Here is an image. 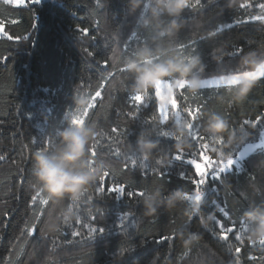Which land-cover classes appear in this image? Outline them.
Here are the masks:
<instances>
[{
    "label": "trees",
    "instance_id": "obj_1",
    "mask_svg": "<svg viewBox=\"0 0 264 264\" xmlns=\"http://www.w3.org/2000/svg\"><path fill=\"white\" fill-rule=\"evenodd\" d=\"M261 4L264 0H237L230 7L229 0H200L196 8L186 10V26L159 43L179 52L182 43L194 47L196 51L184 50L183 54L203 58L204 79L226 75L229 69L238 68L243 54L264 51V21L252 19L264 15ZM0 27V155L5 157L0 161V264H264V245L252 244L247 233L242 236L243 245L235 239L243 231L240 221L245 210L264 203V148L250 153L218 179L213 178L216 163H212L221 161V151L234 158L243 147L260 140V124L243 122L259 118L264 123V78L258 79L241 103H233L226 86L202 88L195 95L187 87L176 89L178 107L170 109L168 121L161 123L155 90H149L137 112L129 100L136 94L131 91L133 77L118 70L143 45L155 47L151 30L139 29L135 18L127 15L126 0H41L39 4L0 0ZM78 27L89 29V35L82 36ZM236 49L241 50L238 57L227 55ZM109 73L115 79L105 85L102 99L97 98L85 117V123L94 124L101 134L95 139L101 146L93 159L109 172L105 192L96 191L99 180L75 204L67 199L49 201L37 234L26 235V226L34 219L31 196L41 189L33 175V152L54 140L65 122L85 108L77 100L86 96L90 101ZM185 107L201 108L195 121L183 111ZM173 111H180L181 118L197 128V138L189 136L190 146L183 151L174 148L176 139L157 137V132H167L175 121ZM211 112L223 115L234 130L243 126L250 135L243 143L225 147L205 130ZM112 128L118 134L111 133ZM142 131L152 132V138L160 141L144 162L146 168L140 159L135 166L131 164L133 158L142 157L134 150ZM175 155L182 159L174 160ZM204 155L208 165L202 164ZM191 159L207 167L206 182L200 185L203 219L198 216L189 221L185 203L161 206L155 215H145L143 200L148 192L159 189L165 198L174 189L195 194L193 181L200 177L187 163ZM114 184L125 185L124 195L116 198L107 191ZM69 207L75 217L65 223ZM220 207L228 211L227 217ZM208 214L215 219L208 221ZM124 215L127 220H122ZM50 217L59 223L55 232L47 230ZM217 221L225 227L235 222L236 232L229 233L228 241L219 238ZM90 227L104 232L89 236ZM180 229L185 234L198 233L200 239L186 248L177 234ZM77 231L80 235L74 236ZM236 247H241L239 253Z\"/></svg>",
    "mask_w": 264,
    "mask_h": 264
},
{
    "label": "clouds",
    "instance_id": "obj_2",
    "mask_svg": "<svg viewBox=\"0 0 264 264\" xmlns=\"http://www.w3.org/2000/svg\"><path fill=\"white\" fill-rule=\"evenodd\" d=\"M193 0H126L127 15L135 18L139 29L151 30L153 47L145 44L135 54L124 61V68L133 77L131 91L133 93L149 94L150 89H156L164 81H172L173 87L166 89L161 99V107H165L181 83L187 89L197 94L203 88L206 65L199 54L184 55L174 48H165L159 43L164 38L176 36L185 26V12ZM237 0H229V6H235ZM229 55V53H227ZM222 59V57H221ZM238 69L241 72L253 73V76H237L232 80L223 81L232 84L228 89L233 103L243 102L256 87V76L264 71V51L252 50L240 57ZM86 96H81L77 103L86 107L89 104ZM189 121L175 119L168 129L170 136L176 137L174 148L183 151L189 147ZM206 132L218 141L223 140L225 147L243 143L248 138L245 131L234 130L228 119L223 115L211 112L207 115ZM100 133L94 124H73L69 119L54 138L52 147L46 150L37 149L32 154V169L36 185H38L53 203L65 199L73 204L81 201L86 193L92 190L105 173V166L95 162L90 155V143ZM153 133L142 131L137 137L134 150L142 157H150L159 148L160 141L152 138ZM217 151V149H213ZM223 153V151H221ZM225 156V153H223ZM158 163H164L160 161ZM185 203V215L190 221L194 217H203V200L199 197L189 199L183 189H174L167 197H163L159 189L148 192L144 196L143 210L147 216L155 215L161 206L174 207ZM75 217L72 207L64 213V222L69 223ZM208 221L214 220V214H208ZM248 224L247 239L250 242L264 241V203L253 204L242 217ZM49 232L59 229L58 221L50 217L46 223ZM178 236L184 246L191 247L199 239L198 233L178 230Z\"/></svg>",
    "mask_w": 264,
    "mask_h": 264
},
{
    "label": "snow or ice",
    "instance_id": "obj_3",
    "mask_svg": "<svg viewBox=\"0 0 264 264\" xmlns=\"http://www.w3.org/2000/svg\"><path fill=\"white\" fill-rule=\"evenodd\" d=\"M8 2L17 3L16 0H8ZM40 2H41V0H32V3H34V4H39ZM199 3H200V0H195V3H192L190 5L189 9L196 8V6ZM260 8H261V11L264 12V4H261ZM252 19L253 20H259V21H264V15H257V16L252 17ZM230 26L231 25H229V27ZM220 30H222V28L221 29H217V31H220ZM76 31L79 32L82 36L89 35V29H87V28H79L78 27L76 29ZM132 35L136 36V33L133 32ZM210 35L214 36V35H216V32H212V33H210ZM195 43H196L195 41H192V45H195ZM179 49L181 50L182 54H183L184 50H189L190 49L192 52L196 51V49L194 47H190V45L183 44V43L179 45ZM240 51H241L240 49H236L233 52H230L229 56H231L233 58H236V57L239 56ZM134 54H135V51L131 53V55H134ZM89 55H92V53H89ZM107 63H108V61H105V65L106 66H107ZM118 70L121 73L126 71V69L124 67L119 68ZM241 75L253 76L254 74L253 73H249V72H241L238 68L229 69L228 70V74H226V75H216V76H214L211 79H205L204 82H203V88H209L211 86H215L216 88H219L220 86L223 85V86H226L228 89H230L232 84H224L223 81L231 79L232 82L235 83L236 81L234 80V78L237 77V76H241ZM258 77H264V71H261L259 73V75L256 76V78H258ZM113 79H115V74L114 73H109L107 77L102 79L98 90H96L94 92V95L91 96V100H90L89 104L87 105V107H85L82 110H78L79 114L74 116L71 119L73 124H83V123H85V117H87L89 109L95 107L97 98H101L102 99V91H103L105 85H110V83H111V81ZM262 82H264V81H262ZM172 87H173V82L172 81L169 80V81L162 82L161 84H159L157 86V88L154 91L155 97H157V98H159L161 100L162 96H163L162 95V89H171ZM185 87H186L185 83H181L179 85L180 89H183ZM145 97H148V95H144V94H141V93H136L134 95L129 96V100L134 105H136V111L137 112L140 110V102H142V100ZM177 107L178 106H177L176 99H172L171 100V103L168 106V108L161 107V105H160V114H161V117H162L161 123H166L168 121L169 108L170 109H176ZM183 111L187 112L188 115L192 118V120L195 121L197 119V114L201 111V108L197 107L195 110H192V109H189V108L185 107L183 109ZM129 115H133V113H129ZM172 115L177 120L182 119L180 111H173ZM66 119H67V117H66ZM243 123L245 125H247L249 123H252L253 126H255V124H260L259 135L262 138H264V123H261L259 118L256 121H254V122L245 120ZM240 130L245 131L243 126H241ZM196 132H197V128L194 127V124L192 122H190L189 123V136L193 137V139H196L197 138ZM111 133L118 134L117 133V129L116 128H112L111 129ZM245 134L247 135L248 133L245 131ZM160 136L172 137L174 139H177L174 136H170L169 133L165 132V131L157 132V137H160ZM109 139H112V137L109 136ZM220 143L223 145L224 141L220 140ZM53 144H54V140L50 139L47 144H43V143L41 144L40 150H42V151L46 150L47 148L52 147ZM100 146H101V142L100 141H96V140H94L93 144L90 145L89 151H90V155L93 158L96 156V149L98 147H100ZM201 147L202 148H206L207 145L206 144L205 145H201ZM117 154H119L118 150H117ZM133 155H135V154H133ZM243 156H244V153L240 152L239 156L234 159L232 157V155L229 154L227 157H225L224 154L221 152V161L219 163H217L216 161H212V163H216V171H214V173H213V178L214 179H218L221 173H226L227 170H229L233 166H235L237 164L238 159H240ZM4 159H5V157L3 155H0V161H3ZM137 159L141 160V166L142 167H145V168L148 167V165L146 163H144L145 161L148 160L147 156L133 158L131 160V164L133 166H135L137 164ZM173 159L176 160V161H179V160L182 159V155H175L173 157ZM203 159L205 161H208V157L206 155L203 156ZM169 163H172V161H169ZM187 163L194 166L196 173L200 177L199 180L193 181V184L196 186V191H195L194 195H189V199H192L194 197L203 198L204 193L200 190V185H203L206 182V180H205L206 173H205L204 166L201 163H199L197 161V159L188 160ZM127 167H128V165L125 164V168H127ZM108 176H109V172L107 170H105V173H104L103 177L100 179L99 184L96 186V191L98 193H104L105 192L104 180ZM107 191L110 194L114 193L116 195V198H119L120 196L124 195V193H125V185H123V184H119V185L114 184L110 188H108ZM42 193H43V190L40 189V191L36 192V194L31 196V204L33 206L34 219H33V222L31 223L30 226H26L27 231H26L25 234L28 235V236H32V235L37 234V232H38L37 224L40 223V217L43 216V214H44V207L47 206L49 204V201H50V198L47 195L46 196L42 195ZM128 195H132V193L129 192ZM140 195H143V193H141ZM219 211L223 214L224 217H227L229 215L228 211H226L225 208H223V207H220ZM127 219H128V215H124L123 218H122V220H127ZM201 219H203V218L201 217ZM217 225H218V228H219V238L224 240V241H228L229 233H235L236 232L235 222H233V226H230V227H225V225L223 223H221L220 221H217ZM240 227L242 228L243 231L241 233H239V234H236L235 235V239L237 241H239L241 245H243L244 244V240L242 239V236H243L244 233L248 232L249 226H248L247 223H245L243 220H241L240 221ZM97 232L103 233L104 229L103 228L97 229L95 227H90L88 229V235L89 236H93ZM41 234H44L42 230H41ZM73 235L74 236H79L80 233L78 231L77 232H73ZM163 239L167 240L169 238L168 237H164ZM251 243L252 244H256L257 242H255V243L251 242ZM259 243L261 245H264V241H260ZM235 251H236V253H239L241 251V247H236ZM237 264H239V261H237Z\"/></svg>",
    "mask_w": 264,
    "mask_h": 264
},
{
    "label": "rangeland",
    "instance_id": "obj_4",
    "mask_svg": "<svg viewBox=\"0 0 264 264\" xmlns=\"http://www.w3.org/2000/svg\"><path fill=\"white\" fill-rule=\"evenodd\" d=\"M16 2H17L16 4H23V3H24V0H16ZM1 34H2V28L0 27V35H1ZM222 86H223V85H222ZM211 87H215V86H211ZM211 87H209V88H211ZM177 89H180V88H177ZM165 90H166V89H162V95L165 93ZM157 99H158V102H159V112H160L161 100H160L159 98H157ZM172 99H175V92H174L173 96L171 97V99L168 101L167 105L165 106L166 108H168V106L170 105ZM169 112H170V108H169V111H168V115H169ZM160 115H161V114H160ZM161 118H162V117H161ZM262 148H264V138H262V137L260 138V140H259L258 142L251 143V144H249V145L243 147V148L239 151V153H238V155H237L236 157L239 156L240 152H243V153H244V156L241 157L240 159H238L237 164H238L242 159H244L245 157H247L250 153L254 152L255 150L262 149ZM236 157H234V159H235ZM209 163H210L209 160H208V161H205V160H204V163H202V164H204V165H208ZM237 164H236V165H237ZM204 165H203V166H204ZM221 166H222V165H221ZM210 167H211V166H210ZM206 168H207V167L204 166L205 172H206ZM231 169H232V168H231ZM231 169H229V170H231ZM229 170H227V172H228Z\"/></svg>",
    "mask_w": 264,
    "mask_h": 264
},
{
    "label": "crops",
    "instance_id": "obj_5",
    "mask_svg": "<svg viewBox=\"0 0 264 264\" xmlns=\"http://www.w3.org/2000/svg\"><path fill=\"white\" fill-rule=\"evenodd\" d=\"M264 78V77H258L257 79Z\"/></svg>",
    "mask_w": 264,
    "mask_h": 264
}]
</instances>
